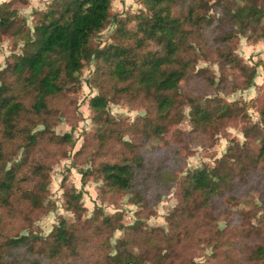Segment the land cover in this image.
I'll return each mask as SVG.
<instances>
[{"label":"trees","instance_id":"1","mask_svg":"<svg viewBox=\"0 0 264 264\" xmlns=\"http://www.w3.org/2000/svg\"><path fill=\"white\" fill-rule=\"evenodd\" d=\"M140 1L145 10L118 17L110 10L112 0H51L43 10H32V28L19 14V8L29 0L0 2V39L8 36L22 42L20 51L11 53L0 69V209L10 219H28L32 209L44 202L41 192L48 172L40 161L29 157L44 143L59 146L69 140V134L56 135L50 127L64 111L63 101L68 98L64 91H70L76 73L93 56L90 83L98 93L89 99L95 127L92 138L96 140L91 142L92 159L107 147L110 138L121 139L124 127L107 111L110 101H136L145 111L130 127L138 130L139 141L118 158H101L93 164L110 189L138 192L139 200L143 193L137 184L143 185L148 177L172 181V174L160 172L136 144L146 147L161 137L181 119L185 105L195 132L216 133L218 123H242L245 139L241 144L229 143L213 166L202 165L173 178L179 181L177 187L181 186L182 217L176 220V232L167 236L172 248L177 239L203 241L211 247L214 263L234 258L240 264H264V94L248 102L226 101L207 97L191 85L201 82L205 89L213 90L225 87L216 83L207 67L195 68L201 57L213 58L219 70L233 69L239 78L232 88L253 84L260 62H245L235 52V45L238 34L251 44L264 42V0ZM110 20L115 22L112 41L94 46L92 36ZM131 21L133 27L128 26ZM183 83L190 87L181 93ZM247 106L256 107V122L247 116ZM39 124L43 129L32 132ZM8 145L23 147L24 155L5 169ZM23 166L25 174L20 176ZM139 169L150 175L138 180ZM24 179L33 181L31 188L21 185ZM64 189L65 208L77 213L79 191ZM224 197L231 205L237 203L232 218L228 206L220 203ZM214 211L218 212L214 215ZM1 219L0 264H74L82 259L84 245L94 239L75 227L70 229L64 221L44 239L6 236ZM218 219L224 221L222 228L216 224ZM168 254L155 255L153 263L174 264ZM93 264L145 263L123 237L115 255L104 253ZM180 264L194 263L184 259Z\"/></svg>","mask_w":264,"mask_h":264},{"label":"rangeland","instance_id":"2","mask_svg":"<svg viewBox=\"0 0 264 264\" xmlns=\"http://www.w3.org/2000/svg\"><path fill=\"white\" fill-rule=\"evenodd\" d=\"M6 0H0V2ZM51 0H29V4L19 8V14L25 16L26 26L32 28V10L44 9ZM212 2V1H211ZM111 12L118 17H125L145 10L140 0H112ZM128 26H134L131 21ZM115 28V22L109 23L92 36L94 46L102 47L112 41L111 34ZM238 42L235 45V52L248 64L259 60L256 67L254 82L248 87H231L236 84L239 76L229 67L219 70L217 62L213 59L199 58L195 68L207 67L216 83L225 86L219 90L205 89L201 82L192 83L193 88L198 92L206 94L207 97H221L226 101L241 99L248 102L258 94H264V46L254 47L255 44L248 43L242 34L237 35ZM22 42H14L11 37L3 36L0 39V69L7 61L8 56L13 52H19ZM94 70V59L84 64L76 73L75 84L69 87V92L64 93L63 112L57 116L50 127L56 135L69 134V140L59 146L45 144L39 150H35L29 159H36L43 164L48 172L47 183L42 190L44 202L32 209L28 219L15 217L10 219L0 209L2 223L6 230V236H27L35 238H47L51 231L64 221L70 229L75 227L81 230L82 235L93 237V241L84 245L83 257L74 264H93L100 260L102 254L115 255L117 242L125 238L126 244L133 249L138 258L145 264H154L155 255L163 256L167 252L168 258L174 264H180L181 260L188 259L194 264H218L212 262L210 255L212 249L203 241H190L177 239L173 244L169 242L171 233L178 229L176 220H180V196L181 186L173 178L183 177L189 169L198 168L202 165L213 166L226 151L229 143L244 141L241 122L230 124L218 123L217 132H195L192 129L189 115V107L181 109V119L162 134L161 137L153 139L146 147L136 146L143 150L145 158L152 161L160 168L164 175L166 172L172 174L171 179L163 177L160 180H152L148 177L143 185L137 184L143 197L138 200V192H124L110 189L95 172L93 164H97L101 158L113 160L121 153L132 148L134 141H139L138 130L130 129L135 124L137 117L145 114L144 108L137 105L136 101L125 102L123 99L110 101L106 107L107 111L120 123L121 139L110 138L107 147L101 148L99 155L92 159L91 142L95 127L92 121V112L89 106V99L98 93V89L90 83V77ZM226 80L228 83H226ZM260 85V87H259ZM189 85L182 84L180 92L187 91ZM74 89L76 92L73 93ZM206 90V91H204ZM261 90V91H260ZM246 114L252 122L258 117L256 107L247 106ZM43 125H36L32 132L43 129ZM24 155L23 147L8 145L5 149V169L12 163L18 162ZM172 156V157H170ZM147 168V167H146ZM145 168V169H146ZM171 170V171H170ZM84 172V176L82 175ZM25 174L24 166L18 175ZM149 176L140 169L136 175L139 180L142 176ZM178 180V179H177ZM31 179L21 180V185L31 188ZM65 187L75 188L80 193V208L72 212L65 208ZM255 200L260 204L259 199ZM220 203L227 205L231 216L237 208L236 202L231 203L226 197ZM218 211L212 212L214 215ZM258 212L257 215H259ZM93 220L90 222V219ZM107 218L109 220H107ZM4 219V220H3ZM106 219L104 222H102ZM218 228L224 226V221H216ZM180 240V241H179ZM239 254V253H238ZM237 254V255H238ZM89 258V259H87ZM219 264H240L238 259Z\"/></svg>","mask_w":264,"mask_h":264},{"label":"crops","instance_id":"3","mask_svg":"<svg viewBox=\"0 0 264 264\" xmlns=\"http://www.w3.org/2000/svg\"><path fill=\"white\" fill-rule=\"evenodd\" d=\"M256 46H257V47H260V46H264V45L258 43V44H256V45H254V47H256Z\"/></svg>","mask_w":264,"mask_h":264}]
</instances>
